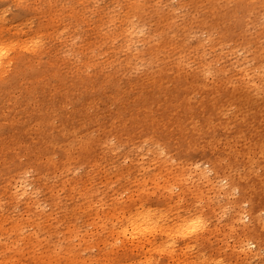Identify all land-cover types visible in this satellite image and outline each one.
<instances>
[{
  "label": "bare ground",
  "instance_id": "bare-ground-1",
  "mask_svg": "<svg viewBox=\"0 0 264 264\" xmlns=\"http://www.w3.org/2000/svg\"><path fill=\"white\" fill-rule=\"evenodd\" d=\"M157 3L121 1V11L107 16L108 31L98 29L93 43L76 49V55L86 57L84 64L70 57L46 64L26 58L19 53L26 47L32 56L41 54V36L27 46L25 35L8 38L0 27V264H20L24 230L17 210L23 197L30 200L26 217L34 225L40 223L39 196L46 184L39 172L47 164L33 158V150L46 139L66 144L94 128L112 154L114 175L120 172L122 150L137 153L128 160V172L130 183L138 187L135 192L126 189L125 201L118 189L108 198L100 189L87 190L83 197L86 187L74 189L87 205L86 215L93 221L89 224L105 232L99 243L116 250L114 256L103 255L100 264H264V176L249 171L246 179L226 185L217 175L207 178L209 171H223L221 161L229 156H222L231 153L225 150L239 148L244 156L263 152L264 97L252 113L245 102L236 104L233 114L226 110L233 106L228 92L234 86L250 95L264 93V29H259L264 0H201L193 19L183 26L163 19ZM148 9L153 11L154 30L136 46ZM254 11L260 14L258 31L248 37ZM59 17L51 10V25ZM194 23L218 28L209 29L202 39L192 35ZM103 45L112 58H125L99 63L97 50ZM92 69L98 72L92 74ZM140 69L142 74L135 76ZM249 136L254 140L248 147L244 140ZM218 150L225 154L216 158L212 152ZM144 157L165 169L161 177L148 175ZM199 162L210 169H200ZM31 173L35 183L27 180ZM205 185H211L213 196L205 197ZM233 190L239 197L230 201ZM105 201L114 210L108 225L96 219L98 203ZM45 202L51 211L59 209L54 189ZM243 202L249 204L246 211ZM214 216L223 221L211 228ZM214 229L221 232L211 242ZM85 261L81 254L74 255L73 263ZM27 264L42 263L30 257Z\"/></svg>",
  "mask_w": 264,
  "mask_h": 264
},
{
  "label": "rangeland",
  "instance_id": "rangeland-1",
  "mask_svg": "<svg viewBox=\"0 0 264 264\" xmlns=\"http://www.w3.org/2000/svg\"><path fill=\"white\" fill-rule=\"evenodd\" d=\"M121 1L123 0H0V27H2L8 38L25 35L28 41L27 46L30 45L33 38L41 36L39 38L41 54L32 56V52L27 50L26 47L19 51L26 58L46 64L52 60L70 57L73 62L84 64L87 61L86 57L76 55V49L84 44L93 43L98 29H103L104 32L108 31L109 28H106L108 26L106 24L107 16L113 12L119 13L121 11L118 7ZM142 1L146 3L149 0ZM199 1L201 0H158L156 8H158V13L163 19L165 16L168 19H173L176 24L183 26L189 24L193 19L197 8L196 3ZM51 10H57L60 13V20L52 25L49 18ZM257 12L259 11H254L250 15V22L245 32L248 37L258 31L257 25L260 17L256 16H260V14ZM142 24L144 31L138 34L136 46L141 45L139 40L154 30L155 19L151 9H148L145 13ZM260 24L259 29H264V18L260 20ZM215 28H218V25L208 28L194 23L192 35H198L200 38L205 39L209 35V29ZM180 29L183 28L180 27ZM227 49H230V46L225 50ZM97 53L100 55L99 63L112 59H117L116 61L120 63L125 58L123 54H117L112 58L113 53L107 49L106 45L99 47ZM210 56L213 57L214 54ZM60 64V69L65 70V62L60 61ZM109 66L112 67L113 64ZM108 71H110V68H108ZM97 72L95 69L90 70L92 74ZM186 73L189 74L188 71H184L183 74L186 75ZM141 74V69L134 73L135 76ZM230 89L228 93L232 97L233 106H229L226 110L229 115L237 111L235 106L240 102H245L244 104L251 113V109L258 108L263 102L264 93L250 95L240 85ZM66 90L68 91L69 88ZM33 105L34 102H31L28 107L32 108ZM5 113L7 114L6 111ZM244 115L245 113H242V116ZM239 116L241 117V115ZM252 137L249 136L244 140L245 146L252 145L254 140ZM102 144L101 132L98 131V128H94L89 133L78 135L66 144H51L49 139H46L44 143L40 144L39 148L33 150L31 156L38 158L44 165L47 164L46 168L39 172V177L46 184V189L39 196L42 211L39 225L32 224L26 217L28 215L26 212L27 206L30 204L28 196L23 197L22 202L18 205L17 211L21 215L20 224L24 230L23 241L18 247L20 257L17 258V261L20 264H27L30 257L42 264H100L99 260L103 255H116L115 249L107 244L99 243L100 239L105 237V232L96 224H89L93 221L86 215L87 205H82L81 199L74 193V189L86 187V190L82 191L83 197L87 190L100 189L105 192L108 198L118 189L120 191L119 199L125 201L128 191L135 192L137 189L138 183H130L129 175L131 173L128 172V169L132 166L128 160L136 158L137 153L126 149L122 150L119 159L122 170L120 168V172L114 175L110 171L111 167L114 166L113 161H111L112 154ZM233 144L237 145V140ZM262 148L263 152L260 153V150L251 151L246 156L239 153V148L225 150L226 153L231 151L229 155L221 150H218L221 152H212L216 158L224 153L222 160L226 156H229V160L221 161L220 166L224 169L221 170L220 175L214 171H209L207 178L213 180L217 175L216 178L224 180L225 183L222 184L226 185L230 182H236L237 178L240 177L246 179L249 171L255 173L256 176H264V141ZM123 154L127 155V160H124ZM143 159L145 161V167L143 168L149 176L157 175L161 177L165 172L164 168L153 163L151 159L149 160L147 157ZM198 167L203 170L210 169L203 162H199ZM27 180L29 183L36 182L32 173L27 176ZM189 182H192V180ZM150 184L149 182L148 186ZM52 189H54V197L60 203L57 211L56 209L51 211L45 202ZM191 189L193 190V188ZM31 190L32 186H29L28 193ZM174 191L179 192L180 190L176 188ZM203 191L205 197L209 194L210 197L213 196L211 185H205ZM67 197L69 201H66ZM238 197L239 191L233 190L229 200L234 201ZM207 202L208 198H205V203ZM242 209L244 211L248 210L249 204L243 202ZM113 213L114 210L109 207L107 201L98 203L97 222L108 225L109 218ZM222 221L223 219L220 216H214L210 221L211 228ZM244 223L246 224L247 220ZM77 226L81 230L76 231ZM214 231L211 234V242L221 232L216 229ZM232 241L230 240V244H233ZM251 249L254 250L255 248L251 247ZM76 253L81 254L86 261L84 263H73Z\"/></svg>",
  "mask_w": 264,
  "mask_h": 264
}]
</instances>
